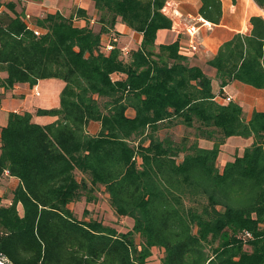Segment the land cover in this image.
<instances>
[{
  "label": "trees",
  "instance_id": "trees-1",
  "mask_svg": "<svg viewBox=\"0 0 264 264\" xmlns=\"http://www.w3.org/2000/svg\"><path fill=\"white\" fill-rule=\"evenodd\" d=\"M93 1L99 31L81 9L38 17L37 34L14 4L3 9L0 0V70L7 73L0 87L66 83L59 107L37 110L56 120L43 125L29 111H11L2 128L0 179L8 171L20 183L10 205L0 197V261L144 264L157 246L163 264H264V111L246 119L237 102L217 100L213 77L190 64L178 40L157 44L158 32L173 26L162 11L168 0ZM254 1L264 8V0ZM198 13L220 23L222 0H200ZM77 17L87 23L76 25ZM118 18L143 34L128 59L117 45L102 49V35ZM250 22L249 33L235 32L208 61L221 92L233 80L264 88V17ZM91 122L101 123L98 133L88 131ZM180 124L198 129L194 142L161 137ZM231 136L254 141L220 170V147ZM84 176L133 218L144 250L130 233L74 218L68 204L81 197Z\"/></svg>",
  "mask_w": 264,
  "mask_h": 264
},
{
  "label": "crops",
  "instance_id": "crops-1",
  "mask_svg": "<svg viewBox=\"0 0 264 264\" xmlns=\"http://www.w3.org/2000/svg\"><path fill=\"white\" fill-rule=\"evenodd\" d=\"M54 1L51 5L48 2ZM175 4L176 10L179 12L173 19V26L169 29H163L158 32L157 44H170L175 41L180 43V52L188 56L191 65L200 66L203 71L213 77V91L216 94L217 91H221L220 82L215 78V70L208 64V61L217 53L220 45L230 39L235 32L249 33L252 29L250 18L253 15H262L264 17V8L260 7L254 0H222L223 4V17L220 23H211V26H202L198 34L199 49L193 51L190 45V37L184 32L186 22L191 18H197L199 16L198 10L200 6V0H170ZM93 0H43L41 3L34 6L32 3L29 5V9L25 12L28 14L29 10L38 17H44L48 13L56 11L61 12L65 16L72 15L70 11H66L67 6L83 8L87 14H91L90 7L93 4ZM32 5V6H31ZM66 7V8H64ZM4 9V5H3ZM66 11V12H64ZM32 15V14H31ZM75 24L78 26L85 25L87 20L84 18H76ZM90 26L97 30L91 24L95 21L90 16ZM32 26H35L32 25ZM143 34L130 28L126 23L118 18V21L114 28L110 29L109 32L102 35V49L105 52V47L113 44L117 45L121 50L130 53L133 50L139 48L142 41ZM104 45V46H103ZM7 73L0 70V78H5ZM115 79L122 77L121 73H115L113 75ZM45 80L53 81V85L57 88V93L53 98L43 97L37 99V96H41L40 86ZM62 81V82H61ZM65 82L58 78H47L41 79L34 86L29 83H17L11 88L0 87V154H1V131L4 126L8 123V116L11 111L25 112L29 111L33 114V120L40 124H48L56 120L57 117L51 115L37 114L39 108H55L60 106V95L65 87ZM49 96L50 88L48 89ZM223 92L232 98L233 102H237L243 108V112L248 113L245 116L246 119H250L254 111H264V88H255L251 85L245 84L238 80H233L223 88ZM217 100L222 102L219 95L216 94ZM127 114L131 117L135 115V111L129 109ZM101 128L100 122H91L88 125V131L92 134L99 132ZM233 136L229 137L232 138ZM234 160V159H229ZM9 181L11 189V200L8 203H12L13 191L19 185L20 181L18 178L4 175L3 180ZM3 194L0 192L2 201L5 199L2 197ZM18 208L22 209L21 204H18Z\"/></svg>",
  "mask_w": 264,
  "mask_h": 264
},
{
  "label": "rangeland",
  "instance_id": "rangeland-1",
  "mask_svg": "<svg viewBox=\"0 0 264 264\" xmlns=\"http://www.w3.org/2000/svg\"><path fill=\"white\" fill-rule=\"evenodd\" d=\"M2 1L4 4V8H6V6L9 3L14 4L17 12L21 13L24 16V18L27 20V22H29L30 25L32 26L35 24L37 16L34 15L31 10H29L28 14L26 13L27 11L25 12V10L29 9V5L31 3L34 6H37V4L41 3L43 0H2ZM48 3L53 5L54 1H49ZM70 8L71 11L69 10ZM81 9L83 8L80 7L77 8L74 6L71 7L68 5L66 11H70L72 12V14L76 16V14ZM90 10H91L90 11L91 14L90 15L87 14L88 18L90 16L92 19H94L95 23L91 25L98 30L101 24L99 22V18L101 17V14L96 10V8H93V5H91ZM75 20L77 19L75 18ZM125 52L126 51H123L122 54L124 58L128 59L130 53H125ZM44 82L46 83H42V85L40 86L41 96H37L36 100L47 96L53 98L57 93V88H55V86L53 85L54 84L53 81L45 80ZM49 88L51 92L50 96L48 91ZM216 94L219 95L222 102L229 103V101L227 100L228 96L224 92L217 91ZM217 97L218 96H216V98ZM243 115L248 116V113L243 112ZM198 133L199 131L198 129H196V127H188L181 124L160 131L161 137L171 136V138L175 142L184 143L186 145L194 142L198 137L197 136ZM253 141H254L253 137L243 138L240 136H233L232 138H227L226 141L220 147L221 150L217 159V166L219 167V169L222 170L225 162L228 161L229 159H235L237 156H241L244 153L245 148L250 146L253 143ZM198 142L205 147H212L214 145V142L212 140L206 138H200ZM180 157L182 159L183 154H181ZM76 176L78 180H80L83 177V174L80 171H76ZM86 177L87 176H84V178ZM9 186H11L9 181L5 179L3 180V178L0 179V192L3 194L2 197L5 199L4 201H2V205L5 206L11 204L8 203V201L10 202L12 198L10 197L11 189ZM80 192L82 194L81 197L79 199L71 201L68 204V208L72 212L74 218L86 223L88 222L99 223L107 228L115 229L119 233H125V234L130 233L133 235V238L135 240V244H134L135 248L138 251L144 250L145 238L139 232L135 231L133 218L130 216L121 215L116 211V209L111 203L110 195L104 185L102 184L93 185L87 177L84 186L80 187ZM187 205L200 209L199 205L192 204V202H187ZM19 210L20 213H22V209L20 208ZM262 227L264 228V224L262 225ZM164 256H165L164 248L157 246L151 247L150 255L146 257L144 264H163ZM3 264H6V262L4 261Z\"/></svg>",
  "mask_w": 264,
  "mask_h": 264
},
{
  "label": "built area",
  "instance_id": "built-area-1",
  "mask_svg": "<svg viewBox=\"0 0 264 264\" xmlns=\"http://www.w3.org/2000/svg\"><path fill=\"white\" fill-rule=\"evenodd\" d=\"M176 8L177 7H175V4L172 1L168 0L164 5L162 11L173 20L177 15H179V12L176 10ZM28 24L31 28L35 29V32L37 34H40V31L36 29L35 26L34 27L31 26L29 22ZM202 26H207V27L211 26V23L202 16H198L197 18L189 17V20L186 22L184 32L190 37V45L193 51H198L199 49L200 43L198 42V34ZM113 48H114L113 44H110L105 47L106 51H110ZM227 100L231 102L232 98L228 96ZM5 174L8 175L9 174L8 171H6ZM0 262L3 264L2 261Z\"/></svg>",
  "mask_w": 264,
  "mask_h": 264
},
{
  "label": "water",
  "instance_id": "water-1",
  "mask_svg": "<svg viewBox=\"0 0 264 264\" xmlns=\"http://www.w3.org/2000/svg\"><path fill=\"white\" fill-rule=\"evenodd\" d=\"M0 264H2V263L0 262Z\"/></svg>",
  "mask_w": 264,
  "mask_h": 264
}]
</instances>
